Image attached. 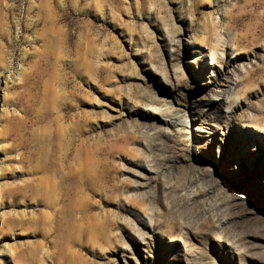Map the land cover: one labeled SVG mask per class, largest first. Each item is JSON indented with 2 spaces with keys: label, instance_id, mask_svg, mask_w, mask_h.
I'll use <instances>...</instances> for the list:
<instances>
[{
  "label": "rangeland",
  "instance_id": "obj_1",
  "mask_svg": "<svg viewBox=\"0 0 264 264\" xmlns=\"http://www.w3.org/2000/svg\"><path fill=\"white\" fill-rule=\"evenodd\" d=\"M0 264H264V0H0Z\"/></svg>",
  "mask_w": 264,
  "mask_h": 264
},
{
  "label": "bare ground",
  "instance_id": "obj_2",
  "mask_svg": "<svg viewBox=\"0 0 264 264\" xmlns=\"http://www.w3.org/2000/svg\"><path fill=\"white\" fill-rule=\"evenodd\" d=\"M215 52H210V56H212ZM214 57V56H213ZM153 106V105H152ZM153 109H156V107H152Z\"/></svg>",
  "mask_w": 264,
  "mask_h": 264
}]
</instances>
